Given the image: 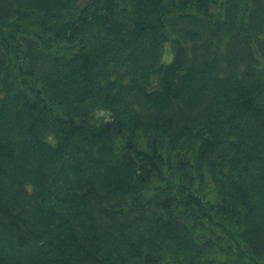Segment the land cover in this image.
<instances>
[{
  "label": "trees",
  "instance_id": "obj_1",
  "mask_svg": "<svg viewBox=\"0 0 264 264\" xmlns=\"http://www.w3.org/2000/svg\"><path fill=\"white\" fill-rule=\"evenodd\" d=\"M259 4L0 0V264L264 263Z\"/></svg>",
  "mask_w": 264,
  "mask_h": 264
},
{
  "label": "bare ground",
  "instance_id": "obj_2",
  "mask_svg": "<svg viewBox=\"0 0 264 264\" xmlns=\"http://www.w3.org/2000/svg\"><path fill=\"white\" fill-rule=\"evenodd\" d=\"M260 5V4H259ZM261 8H264V4L263 5H260V11H261ZM122 92V90L119 92V94ZM104 104H109L108 101H105L102 103V105ZM98 106H101V103H97V102H90L88 104V111L89 112H92L94 109H95V112L96 113H99V112H105L107 111L105 108H102V107H98ZM97 107V108H96ZM50 159H52L54 161V155L53 153L50 152L49 156H48ZM211 185H208L207 187H210ZM188 193H192V191L188 190ZM211 194L214 198H217V193L215 190H212L211 191ZM173 201H174V204L177 205L180 210H181V215H177L178 217L182 216L183 214L189 212V207H186L184 206V199L182 198H172ZM165 211V210H164ZM179 212V211H177ZM193 212V211H191ZM207 213H210L209 211L207 210H201V211H197V213H195L193 216H194V219L189 221V220H186L185 224L188 225V224H191V225H194V224H197L199 225L200 222H203V218L204 216L207 214ZM212 224L216 225L218 228L221 229V227H223L225 225V229L227 228L226 227V223L225 222V218L222 216L221 213H217V214H213L210 218ZM228 223L230 224L231 223V220L228 221ZM232 225L230 224V228H229V231H232L235 227H231ZM178 232V231H177ZM178 235L180 234L177 233ZM240 236H242V234H240ZM182 241H183V244H187L188 246H191V241H190V238L189 237H184V238H181ZM171 248H174V246H171ZM163 249L165 250L166 247L165 245H163ZM224 251H225V256L229 257V256H233L236 252H238V249H236V246L232 245L230 242L227 243L226 245L223 246L222 248ZM163 250V251H164ZM220 251V249H217L214 251L215 253L218 254V252ZM194 250H189L187 252L184 253V256L183 257H179V255H177L175 257V260L179 259L180 262H184V263H187L189 261H191L192 264H207V256H197V254H194ZM194 257V258H193ZM144 262H146L147 264H150L151 261H149V259H146L144 260ZM259 264H264L263 262L259 263Z\"/></svg>",
  "mask_w": 264,
  "mask_h": 264
}]
</instances>
